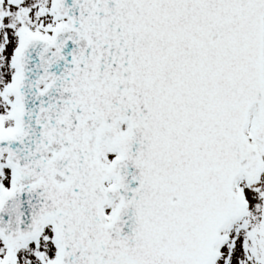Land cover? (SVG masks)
<instances>
[{"label": "snow or ice", "instance_id": "1", "mask_svg": "<svg viewBox=\"0 0 264 264\" xmlns=\"http://www.w3.org/2000/svg\"><path fill=\"white\" fill-rule=\"evenodd\" d=\"M0 264H264V0H0Z\"/></svg>", "mask_w": 264, "mask_h": 264}]
</instances>
